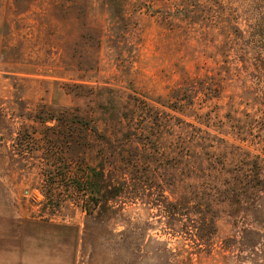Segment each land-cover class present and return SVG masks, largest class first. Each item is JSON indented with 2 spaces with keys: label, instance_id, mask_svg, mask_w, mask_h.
Listing matches in <instances>:
<instances>
[{
  "label": "rangeland",
  "instance_id": "374dc122",
  "mask_svg": "<svg viewBox=\"0 0 264 264\" xmlns=\"http://www.w3.org/2000/svg\"><path fill=\"white\" fill-rule=\"evenodd\" d=\"M74 116L111 140L73 153ZM253 161L264 0H0V264H264V183L180 197Z\"/></svg>",
  "mask_w": 264,
  "mask_h": 264
},
{
  "label": "trees",
  "instance_id": "16d2710c",
  "mask_svg": "<svg viewBox=\"0 0 264 264\" xmlns=\"http://www.w3.org/2000/svg\"><path fill=\"white\" fill-rule=\"evenodd\" d=\"M122 117L126 118L128 116L124 115ZM51 119L53 118L51 117ZM121 119L122 118L119 117L117 120L121 121ZM130 119L132 120L133 118L130 117ZM55 120L58 121V118H55ZM69 123L71 128L73 129V138L71 141L73 142V153L75 154L79 153V147L81 145H92V139H90L91 137H101L105 139L107 138V140H111L105 134H99L97 126L95 124H91L90 122H85L82 117L74 116ZM84 132L85 136H83L82 138V134ZM115 148L116 147L110 150L109 158H113V156L116 154ZM255 162L256 161L250 162V169L248 172L239 170L233 171V176L229 179V182L223 187V190L220 192L216 193L211 192L210 190V192H201L199 190H196V186L193 185L190 187L191 184H189V186H185L186 188H189V191L184 192V194H181L180 197H183V202L186 205L193 204L195 206H214L217 196L221 194L224 195V198L228 200L231 206H240L245 202H250V200L254 199L255 195L260 191V187L263 186L264 183V178H261L260 176L261 167L258 166V164ZM98 163L93 166L89 164L88 173L91 175V181H89L88 186L90 187L92 192H88L86 194L87 199L84 197V199L82 200V206H97L99 204L100 197L95 194V191H99V189L101 188L105 163L102 160H100V164ZM113 163L115 164L116 162L114 161ZM185 163L187 165V168H194V166L189 163V161ZM129 164L130 161L126 163V166H128ZM174 164H172V167H174ZM134 166L135 164L132 163V169L134 168ZM92 178H95V180L92 181ZM172 181L173 180L170 179L169 183H176ZM81 194L82 193H79V196H81Z\"/></svg>",
  "mask_w": 264,
  "mask_h": 264
}]
</instances>
